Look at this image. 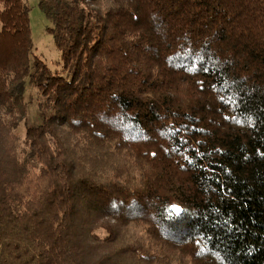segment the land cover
I'll use <instances>...</instances> for the list:
<instances>
[{
  "label": "trees",
  "instance_id": "16d2710c",
  "mask_svg": "<svg viewBox=\"0 0 264 264\" xmlns=\"http://www.w3.org/2000/svg\"><path fill=\"white\" fill-rule=\"evenodd\" d=\"M38 8L51 68L0 0V264H264V0Z\"/></svg>",
  "mask_w": 264,
  "mask_h": 264
},
{
  "label": "rangeland",
  "instance_id": "374dc122",
  "mask_svg": "<svg viewBox=\"0 0 264 264\" xmlns=\"http://www.w3.org/2000/svg\"><path fill=\"white\" fill-rule=\"evenodd\" d=\"M30 7L29 22L31 29V37L35 47V54L43 60L50 68L56 65L60 59V54L54 46L53 37L48 33L47 28L50 27L49 21L38 8V0H26ZM25 97L30 99L28 105V115L25 121L21 122L18 128L19 136L24 137L25 128L28 125L38 123L36 90L28 82L25 86ZM103 235L102 232H99Z\"/></svg>",
  "mask_w": 264,
  "mask_h": 264
}]
</instances>
